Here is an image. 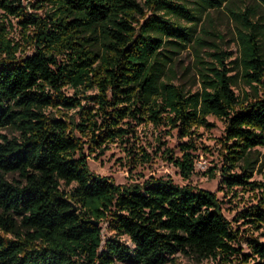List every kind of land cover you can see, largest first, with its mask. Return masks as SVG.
I'll return each instance as SVG.
<instances>
[{"label":"trees","instance_id":"1","mask_svg":"<svg viewBox=\"0 0 264 264\" xmlns=\"http://www.w3.org/2000/svg\"><path fill=\"white\" fill-rule=\"evenodd\" d=\"M233 1L0 0V130L18 133L0 134V264H175L178 254L264 264L255 235L264 234V159L263 180H252V150L264 148V0L243 9ZM221 9L238 47L228 62L208 13ZM146 10L152 14L139 26ZM188 46L200 82L194 93L173 83L175 58ZM238 79L252 94L235 93ZM209 116L225 122L209 179L218 173L220 191L252 196L232 219L208 190L153 176L118 185L89 169L91 156L135 142L145 123L188 139L180 156L161 154L189 180L191 139L214 127ZM132 149L135 163L151 161ZM13 174L20 179L9 180Z\"/></svg>","mask_w":264,"mask_h":264},{"label":"rangeland","instance_id":"2","mask_svg":"<svg viewBox=\"0 0 264 264\" xmlns=\"http://www.w3.org/2000/svg\"><path fill=\"white\" fill-rule=\"evenodd\" d=\"M23 2L25 5H28L29 2L36 3L37 0H23ZM233 2L236 6L243 9L246 5L255 3V0H234ZM189 7H192V5H189ZM28 9L31 8L28 6ZM208 13L210 19L212 20L213 28L217 31L219 37L221 38L220 40H217L216 43L222 51L230 54V58L227 62L236 59L238 57V47L235 42L234 23L229 19L228 14L224 9H221L220 11H210ZM151 14V11L146 10L144 18L139 19V26ZM205 21L206 16H203L202 21L197 27V36L200 35L199 30L201 27H206L207 23ZM11 23L13 27L10 36L19 41L21 34L18 25L14 20H12ZM184 25L188 26L187 24ZM31 52L32 50L26 51L27 54H31ZM209 52H211L209 47L204 48L201 52V57L207 62L210 61V58L206 54ZM174 64L176 79L173 83L182 86L185 91L190 93L199 91L200 82L197 76L195 53L193 49L188 46L175 58ZM236 73L237 71H233L231 72V75ZM234 91L239 97H242L243 93L252 94L250 88L245 86L239 79L234 87ZM66 93L72 95V90H67ZM208 121L213 123L214 127L211 129H205L203 127L196 129V133L198 135H195L191 139V143L197 147V150L195 151L196 160L194 173L189 180H184L179 171L161 154L163 149L168 148L172 150L173 156H180V144L188 142V139H179L176 131L174 130L167 134L164 130L153 128L151 124L145 123L136 127L138 140H135V142L128 144L112 143L108 146V149L105 151L103 156H101L98 160L93 159V156H91L88 159L89 169L91 172L99 176L111 177L118 185L141 183L145 179L153 176L171 179L179 186L189 184L196 188L208 190L215 193L219 200L224 201L223 212L228 219H232L236 211L243 209L252 202V196L250 192H242L239 190H237L238 195L236 197L233 193L220 191L218 173H216L215 179H209L208 172L216 171L214 170V167L220 165V145L218 144V139L224 132L225 122L212 116L208 117ZM0 134L6 135L9 138L18 135V133L13 129L0 130ZM162 143L164 146H162ZM140 148L144 149L151 156L152 159L149 163H135V161L132 160L130 156L131 149L138 154L140 153ZM159 148L161 150H158ZM252 159L258 160L252 180L262 181L263 176L257 169L259 168V164L264 159V148H254L252 150ZM8 178L9 180L20 179L16 174L9 175ZM228 207L231 209V212L227 210ZM102 227L103 236L109 237L112 233L107 230V223L103 222ZM260 233L262 232H257L255 235H258L259 239L264 241V234ZM121 240L129 244L126 238L123 237ZM175 264H213V262L209 260L200 261L194 257L178 254L176 256Z\"/></svg>","mask_w":264,"mask_h":264},{"label":"water","instance_id":"3","mask_svg":"<svg viewBox=\"0 0 264 264\" xmlns=\"http://www.w3.org/2000/svg\"><path fill=\"white\" fill-rule=\"evenodd\" d=\"M73 210H75V209H73ZM95 225H98L97 223H95Z\"/></svg>","mask_w":264,"mask_h":264}]
</instances>
